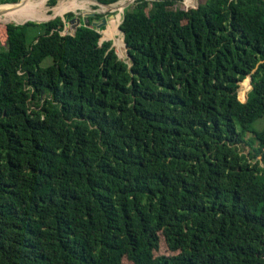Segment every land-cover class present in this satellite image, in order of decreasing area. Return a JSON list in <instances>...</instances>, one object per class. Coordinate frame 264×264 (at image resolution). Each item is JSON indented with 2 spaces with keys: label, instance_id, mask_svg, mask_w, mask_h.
<instances>
[{
  "label": "trees",
  "instance_id": "1",
  "mask_svg": "<svg viewBox=\"0 0 264 264\" xmlns=\"http://www.w3.org/2000/svg\"><path fill=\"white\" fill-rule=\"evenodd\" d=\"M180 1L0 19V264H264V0Z\"/></svg>",
  "mask_w": 264,
  "mask_h": 264
},
{
  "label": "rangeland",
  "instance_id": "2",
  "mask_svg": "<svg viewBox=\"0 0 264 264\" xmlns=\"http://www.w3.org/2000/svg\"><path fill=\"white\" fill-rule=\"evenodd\" d=\"M22 1H26V0H22ZM28 1H30L31 2V4H35V3H45L44 4V6H43V8H44V10L45 11H43V13H48V17H46V18H44V19H42V21L41 22H43V21H47V20H49V19H52L53 17H56V16H61L62 17V20L63 21H65V27H68L69 26V24H67V19H65L64 18V14L65 13H67V12H72L75 16H79L80 18H83V17H85L86 15H84L85 13H90L91 15H94V14H102L103 16L101 17V18H103V17H105L106 19H107V23H106V25L105 26H102L101 28L102 29H100V34H101V38H104V39H108V40H111L112 41V47L114 48V50H115V52H116V54H117V56H118V58H121V59H128V57L126 56V50H125V47L123 46V49H122V52H121V50H119L118 49V47L114 44V40H113V38H105V37H103V34H102V30H106L112 23H110V21L111 22H116V27H117V30L114 32V35H115V37H121L122 39H123V35H122V33L120 32V30L118 29L119 27V24H120V22H121V20H122V18H123V12H124V10L123 9H125L127 6H129V5H131V4H133L134 3V1L135 0H132V1H130V2H128L126 5H124L123 6V8H122V10H119V9H117V8H115L116 7V4L120 1V0H118V1H116V2H114V3H110V4H103V3H101L99 0H82V1H80V0H78L79 2H81L83 5H84V7H81V8H77V9H69V10H67V11H65L64 13H62V14H57V15H54L53 14V12H52V6L58 1V0H54L53 1V3L51 2V0H28ZM205 0H196V3H202V2H204ZM100 5H102V6H100ZM105 5V6H104ZM175 6H177V7H180V8H186V4H185V0H181L180 2H178V3H176V5ZM103 7V8H102ZM105 7V8H104ZM84 8V9H83ZM92 8V9H91ZM73 10V11H72ZM77 12V13H76ZM110 15H112V17L114 18V19H112L111 17H109ZM101 18L99 19V20H94V22H100V20H101ZM26 21H33V22H35V23H39L37 20H31V19H28V20H26ZM20 22H22V21H20ZM6 23H15L14 21H9V22H6ZM5 22H1L0 21V45L2 46V47H4L5 46V38H6V34H5V24H6ZM25 23V22H24ZM16 24H19V22H17ZM29 31H30V35L28 34L27 36H26V42L27 43H29L30 42V40L32 39V37L35 35V34H37V33H39L40 31H41V28H39V27H29L28 29H27V32L29 33ZM50 58H45L41 63H40V65L41 66H45V65H47V64H49L50 63ZM244 79H247V80H249L248 79V76L247 77H245ZM243 81V80H242ZM249 82V85H250V81H248ZM241 83V82H240ZM240 83H239V86H238V89H237V97H238V99H240V100H243V98L240 96V89H241V86H240ZM250 89V87L248 88V90ZM247 90V91H248ZM258 122H259V120L258 121H256L255 123H254V127L258 124ZM262 122H264V119H263V121ZM260 123V122H259ZM258 126V125H257ZM241 146H242V150L245 152V153H247V151L249 150V148H248V146H246V145H243V144H241ZM159 254H164V255H169V254H172V251H170L168 248H167V246H166V244H165V242H164V240H163V238H162V236H160V238H159V248H158V250L157 251H155L154 252V255H159ZM123 263L124 264H130V262L129 261H127L126 259H123Z\"/></svg>",
  "mask_w": 264,
  "mask_h": 264
},
{
  "label": "bare ground",
  "instance_id": "3",
  "mask_svg": "<svg viewBox=\"0 0 264 264\" xmlns=\"http://www.w3.org/2000/svg\"><path fill=\"white\" fill-rule=\"evenodd\" d=\"M130 1L132 0H120L116 4L115 8L122 10L123 5ZM44 4H45L44 2L31 4L30 1L26 0L16 3L14 6L11 7L0 6V19L10 20V21L15 20V22L26 21L28 19L40 21L49 16L48 13H43V11H45L43 8ZM81 7H84V5L78 0H58L52 6V12L54 15H57V14H62L69 9H77ZM116 25L117 24H115V26Z\"/></svg>",
  "mask_w": 264,
  "mask_h": 264
},
{
  "label": "water",
  "instance_id": "4",
  "mask_svg": "<svg viewBox=\"0 0 264 264\" xmlns=\"http://www.w3.org/2000/svg\"><path fill=\"white\" fill-rule=\"evenodd\" d=\"M22 0H18V1H16V2H12V4H15V3H19V2H21ZM4 4H9V3H4ZM84 15H86V16H88V15H91L90 13H85ZM61 17V16H60ZM109 17H112V15H110ZM54 18V17H53ZM42 20H40V21H38V22H41ZM24 22H26V21H22V22H19V24H23ZM15 23H17V22H15ZM106 23H107V19L105 18V17H103V18H101V20H100V22H92V25L95 27V29L96 30H98L99 32H100V29H101V27L102 26H105L106 25ZM67 24H69V26L68 27H65L64 26V29H63V31L61 32L62 34H65V33H74V31H75V28L77 27V26H79L80 25V17L79 16H73V17H71L70 19H68V21H67ZM119 29V28H118ZM120 30V29H119ZM120 32L122 33V35H123V32L120 30ZM103 40H108V39H104V38H101L100 37V39H99V43H101ZM112 45V44H111ZM124 47H125V50H127L128 49V46L125 44V42H124ZM126 56L128 57V53H127V51H126ZM248 79H249V81H250V76L248 75ZM250 88H251V85H250ZM245 97H246V95H245ZM249 135H251V133L249 132Z\"/></svg>",
  "mask_w": 264,
  "mask_h": 264
}]
</instances>
